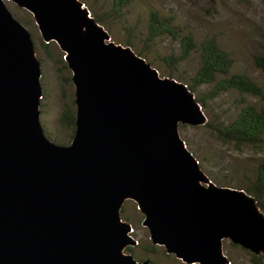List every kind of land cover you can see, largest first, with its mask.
Here are the masks:
<instances>
[{
    "label": "water",
    "instance_id": "1",
    "mask_svg": "<svg viewBox=\"0 0 264 264\" xmlns=\"http://www.w3.org/2000/svg\"><path fill=\"white\" fill-rule=\"evenodd\" d=\"M41 40L63 53L74 89L69 144L40 122ZM207 118L187 86L108 32L80 0H0V264H152L124 251L138 242L125 201L153 246L183 264H229L225 240L264 255V213L243 190L218 187L179 136Z\"/></svg>",
    "mask_w": 264,
    "mask_h": 264
},
{
    "label": "rangeland",
    "instance_id": "2",
    "mask_svg": "<svg viewBox=\"0 0 264 264\" xmlns=\"http://www.w3.org/2000/svg\"><path fill=\"white\" fill-rule=\"evenodd\" d=\"M102 26L115 44L126 46L158 71L161 78L188 81L196 72L199 62L197 55L191 53L185 60L178 61L180 45L177 39L161 36L148 42L147 19L149 13H157L177 27L178 34L190 35L193 40L213 37L219 47L232 60V73L242 74L257 83L264 92V75L253 65L256 56L264 54L262 35L264 34V0H132L116 18L111 12L112 0H80ZM12 15L29 31L34 41L36 55L41 64L40 122L45 135L54 143H70V131L58 121L65 106L74 98V89L69 80L71 74L57 70L56 61L48 58L39 47L41 40L32 17L12 3H6ZM42 41V40H41ZM55 57L63 53L53 43ZM208 89L202 87L198 93ZM204 96V94L202 95ZM264 109V100L239 96L234 92L224 93L206 102L203 112L207 122L215 124L227 120L234 113L236 102ZM179 136L187 149L197 159L203 173L218 187H244L254 176L261 153L248 148L234 149L223 144L214 133L204 126L179 127ZM123 221L132 226V237L138 246L125 250L138 262L150 260L154 264H183L172 255H167L162 247L153 246L148 231L141 225L143 215L135 203L125 201L121 210ZM155 247L153 253L148 247ZM223 254L229 264H253L251 253L225 240ZM264 264V259L260 261Z\"/></svg>",
    "mask_w": 264,
    "mask_h": 264
},
{
    "label": "trees",
    "instance_id": "3",
    "mask_svg": "<svg viewBox=\"0 0 264 264\" xmlns=\"http://www.w3.org/2000/svg\"><path fill=\"white\" fill-rule=\"evenodd\" d=\"M131 1L132 0H112V15L116 18L120 17L123 10ZM91 16L102 25L101 23H103V20H97L92 14ZM177 31V27L175 25L173 26L170 21L159 16L157 13H149L146 38L148 42H152L155 38L161 36L174 37V39L178 40L180 45L178 61L185 60L191 53L197 55L199 66L196 72L188 81L181 82L184 80H178V82L187 86L202 110L204 108L206 109L207 101H211L221 94L230 92H234L239 96L255 98L260 101L264 100V92L257 83L245 75L231 72L232 60L229 58L228 54L219 47L215 38L208 37L195 42L190 35L182 36L181 34L179 35V31ZM262 41L264 44V34L262 35ZM38 44L42 53L48 58H54L59 72L61 70L65 72L69 71L63 56L58 58L55 57L53 43L46 44L39 40ZM126 46H129V44ZM137 55L144 58L142 53H137ZM253 65L264 75V54L254 57ZM65 80L68 82L70 80L71 82V77ZM202 87L208 90L205 93L199 94L198 91ZM203 94L204 96H202ZM58 121L64 128L70 131L71 141L75 129L74 98L71 104L65 106L61 111ZM204 127L210 129L214 133L216 139L223 144L232 145L236 150L248 148L249 150H254L262 154L250 182H247L244 187L238 186L232 189L243 190L246 194L250 195L256 201L259 209L264 213V109L256 108L254 105L245 103V101L241 99L236 102L234 113L229 119L220 120L219 123L215 124L206 122ZM223 185L231 188L229 184ZM136 246H138V244ZM132 249L133 248H128L127 250L131 251ZM148 249H150L148 252L153 253L152 251H154L155 247L151 246L148 247ZM251 259L253 264H260V261L264 259V255H251ZM151 263L154 264L153 262Z\"/></svg>",
    "mask_w": 264,
    "mask_h": 264
}]
</instances>
